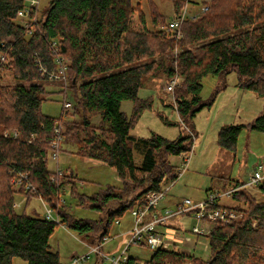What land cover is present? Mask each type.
<instances>
[{
  "label": "trees",
  "instance_id": "1",
  "mask_svg": "<svg viewBox=\"0 0 264 264\" xmlns=\"http://www.w3.org/2000/svg\"><path fill=\"white\" fill-rule=\"evenodd\" d=\"M166 1L173 7V17L185 6L183 0ZM145 3L148 13L133 0H50L37 21L25 27L17 23L24 0H0V75L9 71L16 79L11 85L0 84V264H13L15 257L26 264H61L59 253L49 244L59 224L36 212L17 213L16 193L27 199L39 195L58 214L61 225L94 244L108 235L110 224L118 217L145 205L149 192L161 190L165 182L177 177L169 156L191 150L189 133L167 139L155 132L147 137L131 132L152 106V99L139 97L138 91L159 72L167 80L181 78L174 87V98L183 123L192 124L201 109L213 105L232 72L235 87L264 99V0H211L205 11L182 21L180 35L167 27L168 19L158 11L155 0ZM148 23L162 29H150ZM51 40L58 43L67 65L68 88L76 98L73 112L62 109L57 118L41 111L47 92L38 83L44 79L34 61L39 55L51 64ZM208 75L218 77L222 85L203 100L202 80ZM125 100L133 103L129 116L120 108ZM76 113L79 119L66 118ZM93 115L100 117L97 125L90 121ZM56 125L65 141L76 145L77 156L113 168L120 187L79 194L76 176L49 170L48 153ZM246 126L264 131V104ZM244 127L221 126L217 145L235 152ZM135 148L142 153L139 165L134 161ZM11 170L24 174L32 187L26 188L24 181L15 188ZM223 184V190L234 189L230 196L237 204L219 206L243 215L230 224L212 223L208 237L213 258L209 264H264V198L246 195L240 181ZM65 185L80 206L97 212L96 219L77 218L66 211L60 200ZM257 188L264 196V181ZM113 201L117 204L111 207ZM240 202L247 207H240ZM184 258L159 248L152 251L148 262L181 264ZM101 261L97 256L96 264ZM134 262L128 256L124 264Z\"/></svg>",
  "mask_w": 264,
  "mask_h": 264
},
{
  "label": "rangeland",
  "instance_id": "2",
  "mask_svg": "<svg viewBox=\"0 0 264 264\" xmlns=\"http://www.w3.org/2000/svg\"><path fill=\"white\" fill-rule=\"evenodd\" d=\"M50 0H40L39 9L47 7ZM158 11L163 13L169 20L173 17V7L169 1L155 0ZM133 4H139V7L146 13L148 9L145 0H133ZM191 1L187 10H192ZM201 7H195L200 14ZM18 24H22L17 20ZM149 24V23H148ZM150 29H162L161 26ZM178 49L174 50V54ZM167 59V54L163 55ZM170 80V79H169ZM163 73L156 74V77L149 80L145 87L138 91V96L152 99V106L143 112L139 121L134 125L131 132L136 136L147 137L151 132L158 133L167 139L175 138L179 133H189L192 137L193 144L191 150L180 155L169 156V161L176 168V174L183 167V162L188 159L187 166L182 174L175 179L169 192H167L159 203L163 205L170 197L175 195L178 201L183 198L198 200L204 198L206 191H222L227 181L245 182L257 163L264 164V131H257L247 127L260 113L263 108L264 99L256 96L250 91H242L235 87L236 74L230 73L225 81L223 89L219 90L213 105L201 109L193 118L192 124L189 121L183 123L177 113L175 102V91H168L166 86L168 81ZM181 78L177 77V83ZM16 83V79L9 71H3L0 75L1 85H11ZM38 83L46 90L45 99L41 104V111L44 115L59 117L63 101L72 104L69 113L73 112L76 98L70 88L66 93L60 91L59 83H51L46 80H40ZM218 77L208 75L202 80V89L200 96L203 100L210 97L213 91L222 84ZM133 103L125 100L121 103V110L128 116L131 113ZM66 118L79 119L76 113L74 116ZM165 118L169 121L165 124L162 120ZM100 120L99 115H93L90 118L92 125H97ZM242 124L245 127L239 134L236 151L231 152L221 148L216 143V136L219 128L224 125ZM6 133L3 132V135ZM76 145L72 142L63 141L59 146L58 166L61 174H70L76 176L75 188L79 194L90 195L101 188L113 186L120 187L121 181L116 171L100 162H93L90 159H84L75 154ZM50 153V150H49ZM48 153V156H49ZM134 161L137 165L142 160V153L134 149ZM48 169L54 172L55 163L48 158ZM171 180L167 181L169 183ZM245 194L256 200L264 198L258 188L244 187ZM178 197V198H177ZM60 200L66 211L77 218L96 219L98 214L92 209H87L78 204L75 197L70 195V187L65 185L64 190L60 192ZM219 203L224 206H235L237 204L231 196H223ZM117 203L113 201L111 207ZM240 207L246 208L244 202L239 203ZM14 208L17 213H32L44 215V206L41 200L36 196H27L22 193H16L14 199ZM54 210V209H53ZM33 214V213H32ZM55 214V211H54ZM239 212L238 221L242 217ZM181 218L185 224H180ZM120 224L112 222L108 229V240L102 244V252L105 256H117L119 251L126 246L130 233H124L125 229L132 228L131 212H126L123 216L117 218ZM117 220V221H118ZM172 228L169 231L168 239L171 245L166 249L185 256L181 264H209L213 258L209 246L208 233L205 235H196L191 232V226L196 222L190 217L176 216L169 220ZM234 222V221H233ZM203 225V224H202ZM255 225V222L253 223ZM178 228V229H177ZM168 230V229H167ZM84 235L77 231L68 229L63 225H57L50 236L49 244L52 250L59 253L61 264H69L75 256L86 254L89 247L86 245ZM92 240L94 234L91 235ZM126 255L134 258L139 264H151L148 262L152 251L147 245L130 244L126 247ZM100 258V257H98ZM13 264H26L18 257L13 259ZM81 264H96L95 254L90 253L86 260ZM100 264H110L107 259H102Z\"/></svg>",
  "mask_w": 264,
  "mask_h": 264
},
{
  "label": "built area",
  "instance_id": "3",
  "mask_svg": "<svg viewBox=\"0 0 264 264\" xmlns=\"http://www.w3.org/2000/svg\"><path fill=\"white\" fill-rule=\"evenodd\" d=\"M185 6L181 9V12L174 16L169 22L167 27L179 34V28L182 21L186 17L195 18L196 16H189L187 14L186 4L189 0H183ZM25 5L23 8L17 11V18L21 21L23 26H28L37 21L40 10V0H24ZM208 5L201 6L200 13L205 11ZM31 30H28L30 33ZM50 46L53 52V60L51 64L45 62V59L39 55H35L34 61L40 77L47 82L59 83L60 91L66 93L68 89V79L66 74L67 65L63 61L61 54L58 52L59 47L56 40H51ZM177 84V77H173L168 81L166 89L173 91ZM63 110H69L72 104L68 101H63ZM16 135V133H13ZM63 141V135L61 134L60 126L56 125L54 128V136L50 141V153L48 158L55 163L54 173L61 175V169L58 166L59 146ZM188 163V159L183 162V167L177 172V179L185 170ZM12 173L11 182L15 188H18L26 180V176L22 173L10 171ZM175 179L171 180L166 185H163L159 191H151L146 195L147 202L145 205L135 206L130 212L132 215V228L129 231L130 236L128 243L122 248L117 256L108 257L102 252V244L108 240L109 236H104L100 242L89 244V250L86 254L81 256H75L71 259L69 264H81L83 260H86L90 253H94L100 259H107L110 264H124L128 255H126V247L132 243L140 245H147L152 249H163L171 245V241L168 239L169 231L174 228L170 221L176 216H185L192 218L196 223L191 226V232L196 235L207 234L212 227V223L220 222L223 224H230L239 217V212L227 207L219 206V199L223 196H230V193L234 189L223 191H208L204 198L193 200L190 198H183L177 201L172 207H163L160 212L156 211L159 208V203L164 195L169 191L170 187L174 184ZM264 181V164L257 163L252 168L249 176L245 182H242L241 187H255L257 188ZM26 188H31L29 182H26ZM64 190V188H62ZM44 206V217L54 220L59 225V216L54 214L53 208L46 205L44 201L38 195ZM118 221L116 220V223ZM203 224V225H202ZM168 229V230H167ZM178 229V228H177ZM133 264H139L136 260Z\"/></svg>",
  "mask_w": 264,
  "mask_h": 264
},
{
  "label": "crops",
  "instance_id": "4",
  "mask_svg": "<svg viewBox=\"0 0 264 264\" xmlns=\"http://www.w3.org/2000/svg\"><path fill=\"white\" fill-rule=\"evenodd\" d=\"M190 1H191V6H192V10H187V14L189 15V16H196L197 14H199V11H197L196 9H195V7H201V6H203V5H205V4H207V3H209L211 0H189V2L186 4V9H187V7H188V5H189V3H190ZM235 85V84H234ZM167 184V182H165L163 185H166ZM172 187V186H171ZM171 187H170V189H171ZM255 188V187H254ZM169 189V190H170ZM169 192V191H168ZM208 191H206V193H207ZM205 193V194H206ZM178 198V197H177ZM178 200L177 199H175V195H170V197L167 199V201L165 202V203H163V205L161 206V207H159V208H156V211L157 212H160V209L161 208H163V207H172L176 202H177ZM181 217V216H180ZM183 217V216H182ZM185 217V216H184ZM183 219L184 218H181V221H180V224H185L184 223V221H183ZM118 224H120V221L118 220V222H117ZM171 225H172V223H170ZM130 231V227L128 228V229H125V231H124V233H128ZM86 245L88 246L89 244L86 242ZM89 247V246H88ZM95 260H97V256L95 255Z\"/></svg>",
  "mask_w": 264,
  "mask_h": 264
}]
</instances>
